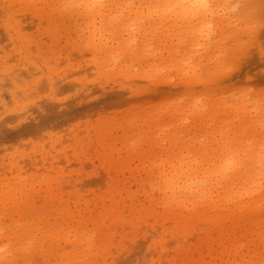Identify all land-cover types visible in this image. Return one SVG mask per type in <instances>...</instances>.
<instances>
[{
  "label": "rangeland",
  "instance_id": "rangeland-1",
  "mask_svg": "<svg viewBox=\"0 0 264 264\" xmlns=\"http://www.w3.org/2000/svg\"><path fill=\"white\" fill-rule=\"evenodd\" d=\"M156 1L0 0V248L19 204L31 264H264V0Z\"/></svg>",
  "mask_w": 264,
  "mask_h": 264
},
{
  "label": "bare ground",
  "instance_id": "bare-ground-1",
  "mask_svg": "<svg viewBox=\"0 0 264 264\" xmlns=\"http://www.w3.org/2000/svg\"><path fill=\"white\" fill-rule=\"evenodd\" d=\"M82 1L85 3H102L104 0ZM207 3L208 0H157L150 12L153 14L162 11L165 13H177V11H179L178 8H180L186 14L195 15L201 9H206ZM220 156V154L216 155V160L218 161L215 163L213 160L211 162L213 163V168L209 170V174L207 173L201 178L192 175L190 165L183 168L182 166H177L174 162L170 165L169 171L165 172L164 170L161 171V164H159L158 169H160L162 173L161 176H163L164 182L163 199L164 204L166 203L165 206L176 210H188V205L194 202L189 200L188 195L192 194L199 197V195L204 194L206 191V193H212L210 190H207L210 189L209 187L211 186H207L206 179L210 178L212 184L218 185L227 167V165L223 164ZM228 160L231 162V157H229ZM178 167H180V169ZM205 187L207 188L205 189ZM7 192L8 191H3V193L0 194V215H4V213L10 209L9 204L13 203L12 196ZM225 193H227L226 190L218 192L215 196L220 199L224 196L222 194ZM210 196H212V194ZM19 209V204L12 206L11 213L13 214L10 215L11 222L6 236L7 242L0 248V264H31V256L23 247V241H21L20 238V229L24 226L22 227L23 224L17 223V220L14 219V212H18ZM67 215L69 216L70 214L67 213ZM0 227L3 228L4 226L1 224ZM73 254L75 255V253ZM74 255L65 257L67 264H78ZM86 259L87 257L85 260ZM84 264H86V262Z\"/></svg>",
  "mask_w": 264,
  "mask_h": 264
}]
</instances>
